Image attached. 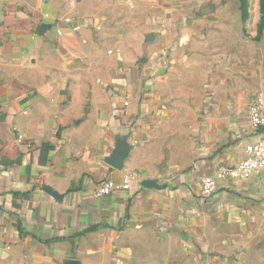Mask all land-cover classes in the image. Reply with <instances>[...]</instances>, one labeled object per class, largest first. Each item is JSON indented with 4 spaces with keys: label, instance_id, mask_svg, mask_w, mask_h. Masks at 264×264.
I'll use <instances>...</instances> for the list:
<instances>
[{
    "label": "crops",
    "instance_id": "0c3cea01",
    "mask_svg": "<svg viewBox=\"0 0 264 264\" xmlns=\"http://www.w3.org/2000/svg\"><path fill=\"white\" fill-rule=\"evenodd\" d=\"M225 1L0 0V264H264V168L200 195L264 137Z\"/></svg>",
    "mask_w": 264,
    "mask_h": 264
},
{
    "label": "rangeland",
    "instance_id": "374dc122",
    "mask_svg": "<svg viewBox=\"0 0 264 264\" xmlns=\"http://www.w3.org/2000/svg\"><path fill=\"white\" fill-rule=\"evenodd\" d=\"M226 2L231 9L229 15L216 16L215 20H229L230 24H236L240 28L242 54L235 61L228 58L220 60L217 66L223 76L225 72L231 74L228 76L230 82L250 92L253 90L249 88H253V79L264 77V0H228ZM224 5L222 3L221 7ZM233 8L236 11H233Z\"/></svg>",
    "mask_w": 264,
    "mask_h": 264
},
{
    "label": "built area",
    "instance_id": "2783aa9c",
    "mask_svg": "<svg viewBox=\"0 0 264 264\" xmlns=\"http://www.w3.org/2000/svg\"><path fill=\"white\" fill-rule=\"evenodd\" d=\"M167 54V50H161L158 61L166 59ZM146 68L151 72L155 68V62H147ZM247 113L249 123L254 129L264 127V115L261 113V104L259 101L250 103ZM262 168H264V137L247 144L244 147L243 157L236 164L221 166L213 173L201 177L200 195L203 198H208L216 191L218 181L247 178L259 172ZM132 180V175H125L120 181L105 179L98 185L96 193L97 195H107L116 190H129Z\"/></svg>",
    "mask_w": 264,
    "mask_h": 264
},
{
    "label": "water",
    "instance_id": "95a60500",
    "mask_svg": "<svg viewBox=\"0 0 264 264\" xmlns=\"http://www.w3.org/2000/svg\"><path fill=\"white\" fill-rule=\"evenodd\" d=\"M144 186H156L154 182L146 180L142 183Z\"/></svg>",
    "mask_w": 264,
    "mask_h": 264
}]
</instances>
